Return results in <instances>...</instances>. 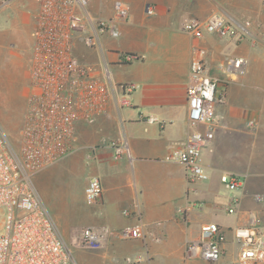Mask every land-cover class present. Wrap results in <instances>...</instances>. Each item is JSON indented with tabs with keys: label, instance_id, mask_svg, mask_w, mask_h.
Wrapping results in <instances>:
<instances>
[{
	"label": "crops",
	"instance_id": "crops-1",
	"mask_svg": "<svg viewBox=\"0 0 264 264\" xmlns=\"http://www.w3.org/2000/svg\"><path fill=\"white\" fill-rule=\"evenodd\" d=\"M200 4L215 3L89 0L88 13L111 20L118 37L104 36L103 51L85 48L81 61L96 70L108 62L112 82L134 89L127 95V105L120 106V97L111 96L107 115L76 124L74 150L58 163L80 171L85 186L89 178L97 177L102 188L99 202L91 206L84 201L85 186L81 189L88 206L85 229L97 236L98 243L82 249L74 264H238L233 229L251 221L264 226V17H253L250 36L241 42L215 35L195 40L183 31L191 19L220 13L240 28L246 22L221 11L200 12ZM147 5L155 8L154 15H146ZM116 6L127 10L125 20L117 18ZM37 9V0L0 4L1 49L15 48L20 58L25 51L30 55ZM194 46L204 49L209 75L220 80L216 97L223 100L215 108L219 121L214 138L202 148L208 178L188 183L184 168L165 157L191 131L186 88ZM121 53L135 59L122 64ZM229 57L247 60L245 75L230 78L223 73ZM112 140L124 141L130 157L117 155L110 147ZM223 173L244 176L242 190H226L219 182ZM233 196L239 200L236 212L227 214ZM206 223H216L224 231L222 256L214 263L185 260L187 241L196 238ZM135 225L140 238L119 239L120 229Z\"/></svg>",
	"mask_w": 264,
	"mask_h": 264
},
{
	"label": "built area",
	"instance_id": "built-area-1",
	"mask_svg": "<svg viewBox=\"0 0 264 264\" xmlns=\"http://www.w3.org/2000/svg\"><path fill=\"white\" fill-rule=\"evenodd\" d=\"M37 1L33 45L27 57L25 112L14 151L9 149L0 130V212L5 215L1 226L4 233L0 234V264H72L70 249L47 212L32 177L72 154L76 124L93 123L97 117L107 115L111 96L118 95L119 105H127L126 96L134 89L132 85L112 82L108 62L96 70L75 58V33H81L85 48L98 47L101 51L104 36L118 37L111 20L88 13L89 0ZM145 12L152 16L155 8L147 5ZM116 16L125 20L128 12L116 6ZM250 26L246 21L240 28L222 14L213 13L203 20H189L183 25V31L195 40L215 35L241 42L250 36ZM118 58L122 64L135 59L128 53H121ZM247 65L242 57H229L222 71L236 78L246 74ZM219 81L207 71L204 49L194 46L186 88L187 123L191 131L165 157V161L184 168L188 183L208 178L202 148L213 140L218 125L215 108L223 100L222 96L216 97ZM252 125L253 122H248V126ZM110 147L117 155L130 157L124 141L112 140ZM244 180V176L231 173L219 176L220 184L231 192L242 190ZM101 195L99 179L89 178L84 188L85 203L96 205ZM238 201L236 196L231 197L225 212L234 214ZM118 237L138 239L140 228L125 226L119 230ZM233 237L239 246L238 264H264V226L251 221L248 226L233 229ZM82 240L87 247L98 243L90 229L83 231ZM224 243V231L216 223H206L196 238L187 241L184 259L214 263L222 256Z\"/></svg>",
	"mask_w": 264,
	"mask_h": 264
},
{
	"label": "rangeland",
	"instance_id": "rangeland-1",
	"mask_svg": "<svg viewBox=\"0 0 264 264\" xmlns=\"http://www.w3.org/2000/svg\"><path fill=\"white\" fill-rule=\"evenodd\" d=\"M3 1L5 0H0V4ZM212 1L215 4H200V12L221 11L250 23L257 14L264 17V0ZM261 34L264 40V33ZM84 49L81 33H75L73 53L80 62L82 60L80 55L84 53ZM21 54L23 58L16 54L15 48H0V130L6 137L11 151L18 147L29 79V70L26 66L28 53L25 51ZM32 182L60 236L70 249L74 264L78 261L82 249L91 248L85 246L82 240L83 231L87 226L83 214L88 208L80 194L85 186L84 175L78 170H73L71 165L66 167L57 164L34 175ZM0 214V234H3L1 226L5 223V215L2 211Z\"/></svg>",
	"mask_w": 264,
	"mask_h": 264
}]
</instances>
